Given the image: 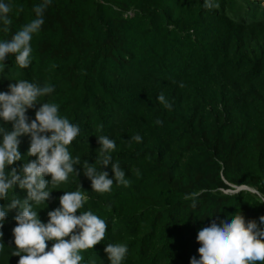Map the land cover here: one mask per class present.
Returning a JSON list of instances; mask_svg holds the SVG:
<instances>
[{
  "label": "trees",
  "instance_id": "obj_1",
  "mask_svg": "<svg viewBox=\"0 0 264 264\" xmlns=\"http://www.w3.org/2000/svg\"><path fill=\"white\" fill-rule=\"evenodd\" d=\"M199 1L53 0L32 38L29 67L19 68L12 56L4 61L0 91L15 83L8 78L54 85L46 99L83 131L70 146L72 155L94 163L96 152L89 147L97 149V132L115 140L112 156L129 185L92 192L90 182L82 184V170L76 183L89 197L81 210L91 208L129 233L124 264H188L197 255V231L210 219L236 211L246 220L264 215L259 203L264 198V3L218 0L224 13L208 30L201 21L214 13L196 21ZM37 2L14 0L10 32L0 38L27 23ZM16 7L23 11L17 14ZM246 37L254 38L250 45ZM211 58H218L215 69L204 64ZM161 91L170 109L156 100ZM27 114L34 118V109ZM157 119L162 123L157 125ZM135 134L142 137L140 143L129 140ZM20 140L23 155L29 141ZM101 170L112 175L110 165ZM240 187L248 190L233 192ZM75 189L62 184L53 190L39 218L46 221L63 191ZM201 189L192 207L184 195ZM14 192L25 195L18 188ZM14 215L15 210L9 212L0 229L9 248L14 247ZM94 251L108 264L101 248ZM18 259L9 252L0 255V264Z\"/></svg>",
  "mask_w": 264,
  "mask_h": 264
},
{
  "label": "clouds",
  "instance_id": "obj_2",
  "mask_svg": "<svg viewBox=\"0 0 264 264\" xmlns=\"http://www.w3.org/2000/svg\"><path fill=\"white\" fill-rule=\"evenodd\" d=\"M52 2L38 0L32 8L33 17L10 37L0 38V78L5 76L7 56L14 57V64L21 69L32 63L31 41L41 31L44 12ZM199 3L202 8L196 21L203 18V13L213 12L210 19L201 21V27L208 30L217 27L216 19L224 13L222 5L218 0ZM13 7L14 0H0V33L6 36L12 24L9 14ZM21 11L22 7H16L17 14ZM253 40L246 37L245 43L250 45ZM224 54L229 59V53ZM218 63V58L204 62L209 69L217 68ZM8 79L15 80V83H9L7 91H0V201H6L0 204V229L13 210L15 225L11 229L14 247H6L4 233L0 230V255L8 257L10 252L18 256L17 264H103L94 251L101 248L108 264H124L129 233L122 227L117 230L112 220L106 222L91 208L81 210L89 197L81 189L82 185L76 183L82 170V184L90 182L92 192L108 193L113 184L129 185L125 170L112 156L116 149L115 140L97 132L100 133L96 135L97 149L93 151L89 147L91 153L96 152L94 163L82 160L80 155H72L70 146L83 131L79 124L60 113L56 102L46 99L54 93V85L36 80ZM156 100L166 109L172 107L163 91L158 93ZM29 109H34V118L27 114ZM9 123L10 130L6 128ZM155 123L159 125L162 121L157 119ZM21 137H27L29 141L23 155L19 151ZM129 140L140 143L142 137L135 134ZM28 157L35 159L29 160ZM15 162L21 163L10 167ZM109 165L111 176L101 170V166L106 168ZM133 171L139 176V170ZM62 184L76 186V189L64 190L58 198V206L47 211V219L42 221L38 212L46 207L50 193L53 190L58 192ZM15 188L24 192L23 198L17 196ZM202 192L201 189L185 193L184 199L196 207ZM233 192H237L236 188ZM259 203H264V198L259 199ZM207 217L211 218L213 214ZM195 239L199 244L197 255L189 257L188 264H264V215L258 220H246L240 211H236L210 219L206 227L198 229Z\"/></svg>",
  "mask_w": 264,
  "mask_h": 264
},
{
  "label": "water",
  "instance_id": "obj_3",
  "mask_svg": "<svg viewBox=\"0 0 264 264\" xmlns=\"http://www.w3.org/2000/svg\"><path fill=\"white\" fill-rule=\"evenodd\" d=\"M242 189H247V188H246V187L236 188V191H238V190H242Z\"/></svg>",
  "mask_w": 264,
  "mask_h": 264
}]
</instances>
